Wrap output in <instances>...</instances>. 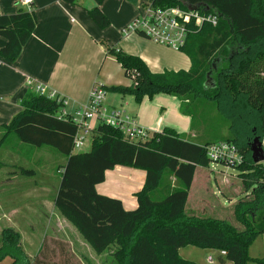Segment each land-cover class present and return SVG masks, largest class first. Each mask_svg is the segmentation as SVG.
Returning a JSON list of instances; mask_svg holds the SVG:
<instances>
[{
  "label": "trees",
  "instance_id": "trees-1",
  "mask_svg": "<svg viewBox=\"0 0 264 264\" xmlns=\"http://www.w3.org/2000/svg\"><path fill=\"white\" fill-rule=\"evenodd\" d=\"M76 5L80 0H64ZM87 10L101 29L109 19L93 0ZM153 8H196L217 18L215 26L203 25L186 38L180 50L190 62L188 70L153 73L139 56L109 49L121 66L129 86H101L105 92L131 96L137 104L144 97L165 94L178 99L180 112L194 121L197 103L215 107L228 124V136L220 142L234 144L242 162L232 166L238 172L245 194L232 206L238 229L227 220L200 218L186 213L188 192L196 168H208L205 146L185 140L165 128L150 139L129 143L123 134L97 125L91 134L90 151L73 152L76 125L59 119L60 104L29 91L20 101V112L0 126V150L10 136L30 147L53 148L66 160L53 199L54 208L96 255L114 248V264H195L184 260L179 250L188 246L225 252L224 264H264L263 258H249L248 250L264 235V167L251 160L250 142L264 134V0H152ZM37 24L34 11L19 9L0 16V58L14 64ZM218 143V142H217ZM2 162L0 161V167ZM145 172L142 189L134 196L137 207L126 210L121 201L99 194L96 186L115 167ZM19 175L34 171L19 167ZM177 182L175 188L168 181ZM231 212V213H232ZM10 264H80L67 243L45 238L37 255L29 259L13 229L0 232V261Z\"/></svg>",
  "mask_w": 264,
  "mask_h": 264
},
{
  "label": "crops",
  "instance_id": "crops-1",
  "mask_svg": "<svg viewBox=\"0 0 264 264\" xmlns=\"http://www.w3.org/2000/svg\"><path fill=\"white\" fill-rule=\"evenodd\" d=\"M151 3L152 0L148 3H144L141 14H136L135 8L138 7L139 0H137V6L131 5L125 0L104 1L100 9L109 19L110 24L107 28L101 29L95 25L86 12L95 6L93 0H80L76 5H71L64 0H32L30 6H20L17 4L16 0H0V16L12 15L19 9H22L27 12L34 11L37 18L36 27L17 61L14 64H7L0 58V126L8 124L12 118L20 112V101L29 91H33L35 85H40L45 87L48 91H53L60 95L66 101V109L70 112L87 103L93 84L103 85L105 87L124 86L125 84H111V82H109L111 80L109 75L106 76V80L103 82H99L97 78H95L103 58L105 60L100 70L101 73L106 62L116 63L118 65V70L120 72L123 71L115 58L107 54L109 49H114L119 53L127 55L139 56L153 73L175 71L177 69V64L180 62L176 53H166L161 49L158 51L151 50L149 47L151 44L141 39L137 34H124L122 32V29L127 27L135 18L141 17L144 13L145 6ZM5 44L6 41L0 38V48ZM105 70L107 71L108 67ZM118 96L121 101L124 100L123 98L125 96ZM172 98L176 101L179 108L180 102L178 99ZM115 100L114 98H110L106 106L111 109L120 107L121 110L129 113L127 108L130 106V101H126L125 103L120 102L117 105ZM129 115L135 119L141 128L149 131L151 134L168 128L188 141L197 137V135L192 132L191 118L184 115H182L181 120V127L183 130L173 128L167 120L161 119L160 117H156L152 122L141 124L137 121L135 114L130 113ZM194 143L200 144L197 142ZM197 170L198 168H196V171ZM16 180L17 177L15 175L0 177V183L5 186H2L0 189V217L1 219H5L8 223H12L11 216L15 215V211L10 210V201L14 200L15 195L10 196L11 191H8L7 188L10 189V185ZM194 181L195 175L188 192L187 204ZM98 186L99 185L96 186L97 192ZM137 189H140L139 185ZM205 193L208 194L207 190ZM99 194L104 195L102 193ZM21 195L25 200L29 197V195L25 193ZM42 196L41 193H34L30 196V199L37 197L38 200L42 201ZM110 198L114 197L112 196ZM16 199L19 200L17 197ZM114 199L120 200L126 210H133L137 207L136 198L123 199L121 197H115ZM40 205L44 206L42 202ZM19 207L27 211L26 202ZM49 211L51 220L46 226V233H48L49 227L52 226L53 220L56 219L57 222L55 225L57 226L60 222L59 220L62 218L53 204L52 209ZM63 224L64 223L58 225L60 230L64 226ZM54 230H56V228H54ZM45 238L62 241L58 237L49 234L42 236V241ZM35 239L34 235H30L29 238L26 239L29 247H36ZM24 241L25 238H23V240L21 238L23 248L26 247ZM42 241L39 242L38 248L40 244H42ZM64 242L66 243V241ZM79 242L81 243V241ZM82 245L86 249L89 247L85 242L84 244L82 243ZM261 246L264 248V243L261 244ZM38 248L32 256L28 253L26 254L24 249L23 251L29 259H32L37 255L40 249ZM110 249H112L110 253L112 254L114 248ZM70 250L77 260H80V257L75 254L71 247ZM108 251L109 250L96 257L102 256ZM110 260L113 262L112 256ZM224 264L231 263L225 262Z\"/></svg>",
  "mask_w": 264,
  "mask_h": 264
},
{
  "label": "rangeland",
  "instance_id": "rangeland-1",
  "mask_svg": "<svg viewBox=\"0 0 264 264\" xmlns=\"http://www.w3.org/2000/svg\"><path fill=\"white\" fill-rule=\"evenodd\" d=\"M150 1L151 0H139L138 7L135 8L136 14H141L143 4ZM137 35L151 44L149 45L151 50L158 51L161 49L166 53H176L180 62L177 64V69L175 71L187 70L189 68V59L180 50H172L158 45L140 34ZM104 60L103 58L97 74L95 75L97 81L103 82L106 80V76L109 75L111 77L109 81L111 84H125L124 86H127L132 83L130 79L124 77L123 71L120 72L118 70V65L116 63L106 62L101 73L100 70ZM107 67L108 70L106 71L105 69ZM99 73L101 74L98 75ZM110 98L116 99L117 105L120 102L125 103L126 101H130V106L127 108L129 113L127 114H135L137 121L141 124L152 122L156 117H160L161 119L167 120L173 128L183 130L181 127L183 114L180 112V106L178 108L176 101L169 95L158 94L152 98L144 97L141 103L137 104L131 96H125L123 98L124 100L121 101L118 95L106 92L104 100L105 105L108 104ZM197 104V115L194 121L191 122L192 132L196 134L197 137L190 140L200 144L223 141L228 136V124L226 120L218 116L213 105L205 102H199ZM117 109L121 110L120 107H117ZM255 137L259 138L262 148L264 149V134L261 136L258 134ZM89 151L90 140L88 139L85 145L79 151H76V153H86ZM0 161L2 162L0 177L7 175H15L17 177V180L10 185V189L6 187L8 191H11L10 196L15 195L14 200L10 201V210H14L15 215L11 216L12 223H8L5 219H1L0 217V232L5 228L13 229L20 235V244L22 248L23 242H21V238L22 240L25 238L24 245L26 247L23 249L26 251V254L28 253L31 256L37 250L39 242L42 241V236L49 234L58 237L63 242L66 241L75 254L80 257V260H78L80 264H113L110 260L112 249H109L106 254L96 257L97 255L88 246H86L88 247L86 249L82 245L84 242L79 234L62 218L59 220L60 222L58 225L64 223L63 225L65 227L63 226L60 230V227L55 225L57 222L55 219L52 221V226L49 227L48 233H46V226L51 220L49 210L52 209L53 199L61 179V169L66 162L63 156L53 148L47 146L38 149L21 144L16 137L12 135L0 150ZM260 164L264 167V162ZM19 167L33 170L35 173L34 176L25 177L19 175L17 172ZM168 181H170L173 187H178L174 178L168 177ZM143 184L144 171L118 166L107 172L104 182L99 184L97 189L99 193L108 197L113 196L114 198L134 199V195L142 189ZM138 185L140 189H137ZM2 186L3 185L0 183V189ZM206 190L208 194L205 193ZM23 193L29 195L26 200L22 198L21 194ZM34 193H41L43 195L42 201L38 200L37 197L30 199V196ZM189 194L190 198L186 206L187 215L200 218L227 220L238 229L242 228L233 219L232 206L240 199L249 196L250 193L248 192L245 194L241 180L238 178V172L235 169L216 164H210L208 168H198L195 173L194 184ZM16 197L19 198V200H17ZM25 202L27 204V211L19 207ZM41 202L44 206L40 205ZM54 228H56V230H54ZM30 235L35 236L36 247L28 246L26 239H28ZM79 241H81V243ZM263 243L264 235H260L249 249V258L252 257L255 259L264 257V248L261 246ZM71 254L73 255L72 252ZM179 255L182 259L195 264H209L207 262L208 257L213 259L212 264H220L218 260L220 253L218 251L188 246L180 249ZM9 263L10 259L8 257L0 261V264Z\"/></svg>",
  "mask_w": 264,
  "mask_h": 264
},
{
  "label": "built area",
  "instance_id": "built-area-1",
  "mask_svg": "<svg viewBox=\"0 0 264 264\" xmlns=\"http://www.w3.org/2000/svg\"><path fill=\"white\" fill-rule=\"evenodd\" d=\"M16 2L20 6L32 4V0H16ZM216 23L217 18L212 14H201L179 7L153 8L150 4L145 6L143 15L135 18L122 32L124 34H140L158 45L179 51L184 47L189 34L201 29L203 25L215 26ZM131 78L133 79V75ZM33 92L60 104L58 118H70L76 125L73 152L79 151L88 139L91 142V134L100 124L119 130L129 143L144 142L152 136L124 110L108 108L104 104L106 92L101 85H94L89 93L87 103L72 112L66 109V101L57 93L48 91L40 85H35ZM205 152L211 164L232 168L242 162L239 150L232 143H212L205 146ZM220 254L224 256L225 252H220ZM207 261L212 263L213 259L208 257Z\"/></svg>",
  "mask_w": 264,
  "mask_h": 264
},
{
  "label": "water",
  "instance_id": "water-1",
  "mask_svg": "<svg viewBox=\"0 0 264 264\" xmlns=\"http://www.w3.org/2000/svg\"><path fill=\"white\" fill-rule=\"evenodd\" d=\"M127 3L137 6V0H125ZM188 10L195 11L196 8L188 7ZM250 153H251V160L254 164H259L264 162V149L262 148V144L259 138H253L252 142L250 143Z\"/></svg>",
  "mask_w": 264,
  "mask_h": 264
}]
</instances>
